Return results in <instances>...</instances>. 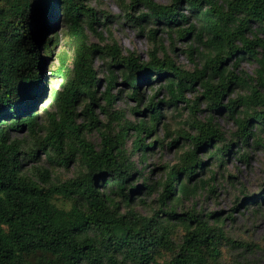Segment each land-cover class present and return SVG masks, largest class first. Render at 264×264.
<instances>
[{"label": "trees", "instance_id": "obj_1", "mask_svg": "<svg viewBox=\"0 0 264 264\" xmlns=\"http://www.w3.org/2000/svg\"><path fill=\"white\" fill-rule=\"evenodd\" d=\"M91 1L0 0V264H230L250 245L196 201L216 193L231 160H264V0H114L152 45L147 60L122 52L111 17ZM58 26L71 55L57 54L60 79L48 88ZM158 34L187 43L192 71L165 54ZM123 99L142 116L136 123L114 112ZM179 103L189 116L174 127ZM204 111L226 113L234 131L212 115L199 120ZM159 125L169 146L183 142L174 162L157 166L148 153L165 138L146 140ZM238 205L240 216L264 220V183Z\"/></svg>", "mask_w": 264, "mask_h": 264}, {"label": "rangeland", "instance_id": "obj_2", "mask_svg": "<svg viewBox=\"0 0 264 264\" xmlns=\"http://www.w3.org/2000/svg\"><path fill=\"white\" fill-rule=\"evenodd\" d=\"M155 1L159 4L168 3V0ZM90 6L95 8L97 11L108 14L111 17L110 23L107 24V27L110 29L113 37L120 45L124 54H126L127 51H135L141 56V58L145 60L148 59L147 51L152 48V45L146 37L137 33L136 29L131 26V23L125 21L124 13L114 0H92L90 2ZM102 30L103 36L107 38V31L104 29ZM55 34L58 36V42L56 45H52L53 54L48 61L45 72L46 84L48 88L50 83L57 82V80L60 79L59 77H54L51 73L52 69L54 70L59 66L58 56L63 54L69 57L71 55V51L67 46L59 26L57 27ZM158 36L163 39L162 45L166 55L174 60L177 65L184 67L186 70L192 71L194 69V66L190 63L186 54L188 52L186 47L187 43L181 41H174L171 43L165 36H162L161 34H158ZM91 41L97 42L94 38H91ZM162 54L163 53L160 51L158 53V57H162ZM195 63L197 64V68H200L204 61L202 59H196ZM100 65L101 62L97 61V68ZM241 70L243 74L251 75L253 66L249 65L247 62H242ZM103 75H107L104 69H102V73L100 72L98 77L102 78ZM104 90L105 83L102 81L99 85V92L102 93ZM144 92L146 97L151 95V91L146 86L144 87ZM162 97V95H159L158 100H161ZM234 97V94H231L229 97H225L223 105L227 104L229 98L232 99ZM188 98L192 99L190 95ZM46 102L47 101H45L42 105H45ZM143 107L144 105L139 107L138 110L141 111ZM133 108L134 103L132 100L123 99L114 105L113 110L115 113L124 112L123 115L126 121L136 123L138 119L142 118V116L133 113ZM165 108L166 106L162 107L163 110H165ZM204 108L205 106L201 105V109ZM177 109L180 116L177 117L173 123L174 127H180V125L176 124L179 122H186L189 116V111L184 104L179 103L177 105ZM225 114L226 113L217 114L210 111H204L202 114H198L197 118L202 121L207 118L208 115H212L214 117V121L220 126V128L226 134H229L234 131V127ZM164 116L167 117L169 114ZM100 118L103 120L102 115ZM163 121L168 120L164 119ZM184 129L190 131V128L187 127V125H184ZM130 134H133V132L130 131ZM89 138L93 142H98V138L95 133L91 134ZM155 138H159L160 140L165 138L163 128L160 125L157 127L155 134L150 135L146 142L148 143L153 141ZM169 141L170 137H166L162 148H160L158 144L152 148V151L148 153V163L159 166L163 162H174L175 151L183 140H179L178 146H169ZM228 170L229 172L227 174H231L232 176H235V178L228 180L226 178L227 174L224 175V178L217 176L215 181L216 193L213 195L202 194L200 199H197L196 201V209L202 208L205 213H216V216L212 218L211 221H216L217 219L225 220L224 228L228 232L229 236L234 240L239 241L241 245H250L248 248L249 250H245L243 248L235 250L236 252L242 251L240 258L234 256L236 252L233 251L230 264H264V220L260 216L257 218L252 217L250 215L251 212H245V218L240 216L243 208L238 205L239 202L246 204L249 200L256 198L260 194L262 184L264 183L263 157L260 153L255 154L248 167L231 160ZM158 178L159 174L154 173L153 179L157 180ZM236 198L240 200L237 201ZM251 207L252 206H250V208ZM229 215H232L235 218L234 222L227 219Z\"/></svg>", "mask_w": 264, "mask_h": 264}]
</instances>
